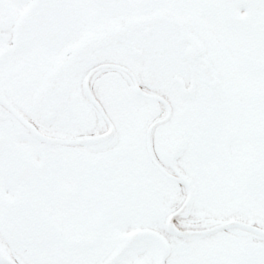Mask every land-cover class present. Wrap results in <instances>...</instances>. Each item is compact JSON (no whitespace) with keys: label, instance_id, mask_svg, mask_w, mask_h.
<instances>
[{"label":"snow or ice","instance_id":"6c2138e0","mask_svg":"<svg viewBox=\"0 0 264 264\" xmlns=\"http://www.w3.org/2000/svg\"><path fill=\"white\" fill-rule=\"evenodd\" d=\"M0 264H264V0H0Z\"/></svg>","mask_w":264,"mask_h":264}]
</instances>
